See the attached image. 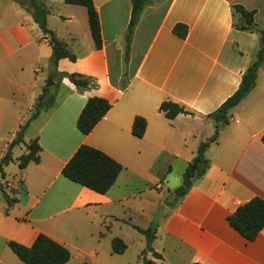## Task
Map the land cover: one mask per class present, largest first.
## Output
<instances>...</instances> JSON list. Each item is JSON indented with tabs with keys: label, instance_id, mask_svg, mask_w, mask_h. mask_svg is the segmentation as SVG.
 Returning a JSON list of instances; mask_svg holds the SVG:
<instances>
[{
	"label": "crops",
	"instance_id": "crops-1",
	"mask_svg": "<svg viewBox=\"0 0 264 264\" xmlns=\"http://www.w3.org/2000/svg\"><path fill=\"white\" fill-rule=\"evenodd\" d=\"M93 2L100 49L94 48L83 6L44 0L47 28L76 57L59 59L56 71L89 77L96 87L77 89L67 78L54 76L38 100L49 74L51 47L24 7L15 0H0V160L28 121L22 142L12 147L11 160L0 175V184L15 199L7 207L0 193V264H23L7 242L30 246L39 233L69 250L65 264L75 256L72 264H95L102 244L114 238L124 242L125 251L130 245L145 249L135 227L152 224L151 246L161 256L147 252L152 264H264V228L249 241L227 222L239 205L255 196L264 199V62L254 88L229 111L227 123L217 126L208 117L234 94L256 58L264 0H151L130 34V40L142 35L143 43L136 51L129 47L127 61L124 38L132 0ZM233 5L254 11L250 29H242L244 22ZM178 23L187 27L185 38L173 33ZM91 97L103 98L111 107L83 134L77 119ZM164 101L187 113L167 119L159 111ZM35 107L38 111L30 119ZM136 116L146 121L141 138L131 133ZM216 128L217 139L204 152L206 173L178 199L173 192L182 178L179 186L170 184L174 169L182 176ZM34 140L39 161L19 169V158ZM81 145L121 165L104 194L61 173ZM161 178L167 185L156 189ZM142 182L146 192L154 193L155 203L176 196L173 204L160 206L159 216L146 226L130 217L143 211L134 209L143 194Z\"/></svg>",
	"mask_w": 264,
	"mask_h": 264
},
{
	"label": "trees",
	"instance_id": "trees-1",
	"mask_svg": "<svg viewBox=\"0 0 264 264\" xmlns=\"http://www.w3.org/2000/svg\"><path fill=\"white\" fill-rule=\"evenodd\" d=\"M20 6L24 7L32 16L35 23L38 25L43 35L51 47L52 55L50 58V69L38 100L46 94L48 86L52 82V77L61 76L67 78L75 85L77 89H85L96 87V83L89 77L80 74L59 73L56 71V63L61 58L75 60L76 57L71 54L66 45L58 40L55 34L46 26V18L49 13L44 0H15ZM149 0H132L130 18L127 25V34H131L133 28L137 25L143 8ZM66 4L83 6L87 14V23L90 35L95 49L102 47L101 31L99 26V18L94 6L93 0H63ZM233 9L237 12L244 22L242 29H250L254 11H247L241 5H233ZM173 33L179 38H185L187 27L184 24H176L173 28ZM125 61H127L128 50L125 52ZM264 62V30L260 32L259 50L255 60L248 66L243 73L238 89L226 99L218 109L208 115L213 119L218 126L220 123H227L230 118L229 111L236 106L255 86L257 70L260 64ZM126 86V80L122 79L120 87ZM111 104L100 97L88 98L83 106L77 119V128L83 134H88L101 118L110 109ZM35 113L31 116L32 119L38 111L39 107H35ZM159 111L163 112L167 119H173L179 114L187 113L178 104L164 101L159 105ZM28 122L21 126L16 137L9 144L7 153L0 160V175H3V166L7 165L11 160V149L14 145L22 142L23 132L27 127ZM146 121L140 116L133 119L131 133L141 138L145 132ZM218 136V130L215 129L214 134L205 142L201 143L197 148L195 156L189 162L182 175L181 185L174 190V194L178 199L183 198L193 183L199 180L207 171L209 162L204 157V152L208 145L215 142ZM261 142L264 145V132L261 135ZM27 153L19 158L18 168L23 169L25 165L32 161L38 162L39 146L37 142L31 141L26 145ZM121 170V165L111 159L105 153L87 145H81L69 161L62 168V175L70 181L84 186L92 191L100 194L106 193L114 184L117 175ZM0 193L6 201L7 207H10L15 199L11 198L2 185L0 184ZM228 224L236 230L245 239L254 240L260 231L264 228V199L255 196L247 202L239 205L235 211L227 217ZM135 229L145 237V250L152 252L154 258L161 256L152 249V240L155 230L152 226L147 229ZM8 248L23 264H65L70 259L69 250L59 242L53 240L49 236L39 233L33 240L30 246L22 245L16 241H8ZM126 245L119 238H114L111 241V251L114 254H121L125 251ZM79 264H91L89 262H81ZM143 264H152L151 261L143 260Z\"/></svg>",
	"mask_w": 264,
	"mask_h": 264
},
{
	"label": "rangeland",
	"instance_id": "rangeland-1",
	"mask_svg": "<svg viewBox=\"0 0 264 264\" xmlns=\"http://www.w3.org/2000/svg\"><path fill=\"white\" fill-rule=\"evenodd\" d=\"M151 3V0L147 2L145 5V8ZM128 37V38H127ZM124 42L127 45V50L129 47H131L134 51L138 50L142 43H143V36L140 34H136L135 37L130 40V34H126L124 38ZM126 55V54H125ZM127 60H128V55H127ZM28 122V121H26ZM182 176L179 175L177 168L174 169V174L170 177V184H176V186L180 181H181ZM162 182L160 184H164L165 186L167 185V182L162 179ZM158 183V184H159ZM141 190L143 191L140 203L136 205L135 210H140L142 208V213L139 214L140 212L137 211L138 214H135L136 211L132 212V215L130 217L132 218V222L134 224H137L139 226H146L149 221L155 220L156 217L159 216L160 212H158L161 208H165V202L168 200V197L164 200L161 201V203H155V196L153 192H146V188L148 187L146 184L142 182ZM169 190L171 188L169 187ZM167 193H165V196ZM161 204V205H159ZM161 206V207H160ZM160 209L158 210V208ZM158 212V213H157ZM140 215V216H139ZM152 228H154V225L152 224ZM143 235V234H142ZM143 239L145 241V237L143 235ZM148 251L143 249L142 251H138L137 248H135L133 245H130L128 250H126L123 254H114L111 251V244L110 243H103L102 246L100 247L99 251V261H95V264H143V260H149L150 258L146 256ZM76 256L72 258L70 261V264L76 262Z\"/></svg>",
	"mask_w": 264,
	"mask_h": 264
},
{
	"label": "water",
	"instance_id": "water-1",
	"mask_svg": "<svg viewBox=\"0 0 264 264\" xmlns=\"http://www.w3.org/2000/svg\"><path fill=\"white\" fill-rule=\"evenodd\" d=\"M175 200H176V196L172 193L169 195L168 200L165 202V205H171Z\"/></svg>",
	"mask_w": 264,
	"mask_h": 264
},
{
	"label": "built area",
	"instance_id": "built-area-1",
	"mask_svg": "<svg viewBox=\"0 0 264 264\" xmlns=\"http://www.w3.org/2000/svg\"><path fill=\"white\" fill-rule=\"evenodd\" d=\"M156 189H161L160 183L156 185Z\"/></svg>",
	"mask_w": 264,
	"mask_h": 264
}]
</instances>
